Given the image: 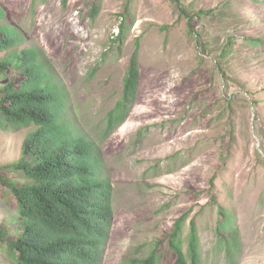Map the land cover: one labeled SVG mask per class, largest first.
Returning a JSON list of instances; mask_svg holds the SVG:
<instances>
[{"label":"rangeland","instance_id":"rangeland-1","mask_svg":"<svg viewBox=\"0 0 264 264\" xmlns=\"http://www.w3.org/2000/svg\"><path fill=\"white\" fill-rule=\"evenodd\" d=\"M93 2L101 6L95 18ZM0 3L50 57L70 93L75 124L92 137L101 136L107 113L123 98L134 55L139 63L131 112L102 142L115 207L103 264L146 258L158 243L167 250L175 221L186 213L188 226L197 222L204 264H227L216 247L221 208L241 234L238 264H264V44L251 42L264 40V0ZM126 16L135 23L119 48L113 38ZM8 79L0 78V87ZM27 133L0 129L5 240L18 226L5 180L22 178L14 166ZM0 264H13L1 236Z\"/></svg>","mask_w":264,"mask_h":264},{"label":"trees","instance_id":"trees-1","mask_svg":"<svg viewBox=\"0 0 264 264\" xmlns=\"http://www.w3.org/2000/svg\"><path fill=\"white\" fill-rule=\"evenodd\" d=\"M100 9L93 2L91 18ZM134 23L128 16L121 22V32L113 38L119 48ZM251 42L264 44L260 38ZM0 52L6 53L0 59V78H9L0 87V129L28 130L22 158L14 166L22 178L5 180L15 198L18 226L13 240H5L0 228L4 248L13 264H103L115 207L102 142L127 120L137 99V58L132 57L123 98L107 113L106 127L96 138L75 124L59 71L26 30L11 22L9 9L1 3ZM220 213L216 247L225 252L227 264H238L240 231L232 213L223 208ZM187 217L175 221L167 250L160 251L158 243L149 256L129 264H164V256H171L167 264H204L197 222L192 218L188 226Z\"/></svg>","mask_w":264,"mask_h":264}]
</instances>
